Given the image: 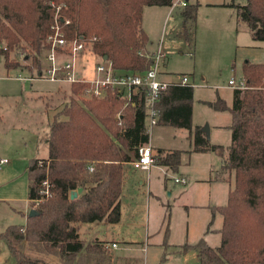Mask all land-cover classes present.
<instances>
[{
  "label": "trees",
  "instance_id": "1",
  "mask_svg": "<svg viewBox=\"0 0 264 264\" xmlns=\"http://www.w3.org/2000/svg\"><path fill=\"white\" fill-rule=\"evenodd\" d=\"M172 2L0 0V58L7 70L27 69L41 77L40 57L50 48L49 38L58 26L65 38L91 41L92 52L106 56L113 68L143 71L151 63L143 8ZM228 5L235 9L237 29L245 28L253 40L264 41V0H233ZM197 7L187 4L181 10L183 28L189 27L191 35ZM241 79L244 86L233 88L231 106L220 97L206 102L231 114L227 146L211 144L201 127L193 125L192 85L170 84L156 103L158 125L187 129L193 152L219 151L223 159L215 178H233L226 203L216 207L222 215L219 244L211 247L200 239L184 245L196 250L198 264H264V62H244ZM84 86L70 84L77 96ZM82 102L71 97L53 116L46 138L48 156L29 160L28 200L36 213H28L25 224L8 225L0 232L16 264H48L25 254L26 246L58 256L62 264H101L112 254L104 241L86 243L81 229L91 222H119L128 165L137 148L149 141L145 113L124 105L111 90L105 98L82 97ZM181 152L158 149L153 164L177 171ZM44 180L48 196L39 194ZM78 188L81 191L71 199V191Z\"/></svg>",
  "mask_w": 264,
  "mask_h": 264
},
{
  "label": "rangeland",
  "instance_id": "2",
  "mask_svg": "<svg viewBox=\"0 0 264 264\" xmlns=\"http://www.w3.org/2000/svg\"><path fill=\"white\" fill-rule=\"evenodd\" d=\"M231 1L233 0H198L197 25L193 35L190 34L189 27L186 31L183 28V17L179 12L183 7L176 8L163 23L161 21L159 27L158 17L152 19L153 15L149 14L151 10H145L143 19L152 47L156 48L161 33V39L165 34L164 42L170 52L166 54L167 64L162 66L161 71L170 73L169 78L174 80L177 74L189 76L194 89L193 125H208L210 141L211 129L217 130L216 142L223 145H228L231 140V114L228 110H214L205 101L214 100L218 95L227 105H231L233 86L229 81L233 78L238 80L241 76L240 57L242 58L243 50L241 47L236 49V39L247 34L237 36L234 31L235 10L228 5ZM236 1L244 3V0ZM148 25L152 27L150 31ZM230 25L232 39L225 36ZM208 34L211 35L209 44L206 42ZM248 39L252 42L250 35ZM257 45L261 47L258 52L252 46L243 49H249L248 53H256L263 58L264 42H258ZM45 54L46 52H42L40 57L42 71L48 66ZM259 60L264 62V59ZM98 61V57L90 51L78 55L77 74L86 79L92 78ZM56 93L59 95L51 101V108L62 110L71 97L83 104L82 96L73 94L70 84L62 83L60 86L47 79L45 74L36 77L35 71L32 73L27 69L6 70L3 58H0V159H7V163L0 168V232L8 225L25 224L29 211L35 210V206L28 201L27 166L30 159L43 158L48 154L46 136L53 110L46 108L45 96ZM188 133L185 128H152L149 139L151 145L155 148L181 150V163L177 171L154 164L148 172L142 171V179L145 180L148 176V185L144 181L143 185L137 186L138 193L130 210L134 217L131 221L134 220L137 226H145L153 243H169L181 251L184 250V245L196 244L201 238L211 246L219 244L220 235L216 230L221 226L222 217L216 207L227 201L228 190L233 185L232 175L228 182L209 180L210 175L213 177L220 167V156L214 152H186L190 143ZM128 166L132 167L131 164ZM181 177L187 179L185 184L175 182ZM121 202L123 217L127 219L129 215L126 208L132 202L128 192ZM114 251L115 254L106 255L107 258L101 264H135L127 257L118 256V250ZM160 251L161 249L158 251L150 248L149 254L147 249L138 254L141 259L148 254L147 264H155V260L158 261L156 255ZM163 251L160 255H166L168 259L161 264H183L190 259L186 257L184 260L181 253H171L168 249ZM166 252L168 254H164ZM24 253L44 263L62 264L58 256L35 252L27 246ZM0 264H16L5 241L1 239Z\"/></svg>",
  "mask_w": 264,
  "mask_h": 264
},
{
  "label": "built area",
  "instance_id": "3",
  "mask_svg": "<svg viewBox=\"0 0 264 264\" xmlns=\"http://www.w3.org/2000/svg\"><path fill=\"white\" fill-rule=\"evenodd\" d=\"M186 6L185 0H178L177 4ZM50 48L45 54L48 66L43 69L42 75L56 83H84L82 97L105 98L108 90L116 93L117 97L123 100L124 105H131L137 111H144V123L148 135L154 126L157 125L158 111L156 103L161 94L168 88L170 84H190L188 75H175L176 81H166L161 78V68L166 61V53L162 50L160 44L157 49L147 54L151 63L149 67L143 71L119 70L112 66V63L101 56L92 52L91 41L83 37L65 38L55 27L54 34L49 38ZM86 51L98 57L99 61L94 67V76L86 79L77 74L76 64L78 55ZM61 60V61H60ZM45 72V73H44ZM41 75V76H42ZM33 78V77H29ZM233 88H242L244 80L234 78L229 81ZM191 85V84H190ZM7 163V159H0V168ZM133 168L139 170H148L153 164V150L147 142L137 148V154L130 162ZM92 171V167L89 168ZM175 182L185 184L187 179L181 177ZM41 196H48L49 184L47 180L42 182L39 189ZM35 203H38L36 201ZM116 247L115 243L111 244Z\"/></svg>",
  "mask_w": 264,
  "mask_h": 264
},
{
  "label": "crops",
  "instance_id": "4",
  "mask_svg": "<svg viewBox=\"0 0 264 264\" xmlns=\"http://www.w3.org/2000/svg\"><path fill=\"white\" fill-rule=\"evenodd\" d=\"M185 1H186V5L187 4L197 3L198 6H199L198 0H196V2H192L191 0H185ZM177 2H178V0H173L171 6H145L143 8L142 28L145 31V33L147 34V36H148L147 27H145L144 23H143L145 10H151V12L149 14L153 15L152 19L158 17V27H159V24L161 23V21L163 23L164 20L167 19V17L170 16L176 10V8H181L182 7L180 5L173 6V4L174 3L177 4ZM236 2L237 3H241L240 1H236ZM149 8H152V9H149ZM147 12H149V11H147ZM179 12L181 13V10H179ZM197 13H198V7H197ZM196 25H197V14H196V23H195V30H194L195 32H196ZM231 27H232V25H230V28H228V30H226V35L225 36L227 38L229 36V38L232 39L233 31L231 30ZM149 29H152V27L150 25H148V30ZM234 31L237 34V36L239 34H247L246 36L242 35L241 37H237V39H236V42H237L236 49L241 47L242 50H243V53L241 54L242 58L240 57V61H241V76H240V78H241L242 77V64L244 62H248V63H263V62H259V61H261L259 59H264V55H263V58L262 57H258L256 55V53L255 54L248 53L249 49L244 50L243 48H249V46H252L255 49H257L256 51L258 52V50H260L258 48H261V47H259V45H257L258 42H264V41H256V40H253V39H252V42L249 41V39H248L249 35H250L249 32L245 28L237 29L236 17H235ZM161 37H162V33H161ZM161 37L158 40V42L156 43V45L158 46L160 44L162 50L166 54H168L170 51H168V47L166 46V44L164 42L165 34H164V38L163 39H161ZM148 38H149V36H148ZM239 41H240V44H239ZM206 42L208 44L211 43V35H209V34L206 35ZM150 44H152V41L149 39V43L147 44V48H148V50L150 52H152L155 49H157V46H156V48H154ZM236 53H237V51H236ZM167 58H168V56H167ZM166 64L167 63L165 61L164 66ZM11 70H13V69H11ZM164 71L165 70L161 71V78L163 80H166V81H169V82L176 81L174 79H170L169 75H171V74L168 73V72H164ZM59 84L61 86L62 83H59ZM58 93H56L55 95L51 94L49 96H45L46 108L49 109V110H53L52 118H53L54 115L59 113L60 110H61V109L59 110V109H56V108H51V106H50L51 101L56 99L57 96L59 95ZM193 93H194V89H193ZM232 93H233V91H232ZM215 97L217 98L219 96L216 95ZM216 98H214V100ZM214 100H211V101H214ZM207 101H210V100H207ZM207 101H205V102H207ZM231 103H232V99H231ZM227 106H231V105H227ZM217 111H219V110H217ZM193 112H194V110H193V107H192V117H193ZM51 121H52V119L50 120V122ZM48 125H50L49 122H48ZM196 125L200 126V127L202 126L199 123L194 124V126H196ZM156 126H165V125H158L157 124ZM170 127H173V126H170ZM173 128H177V127H173ZM210 135H211L212 141H210L209 139H207V140L211 144L223 145V144H221L219 142H216V141H218V140H216L217 137H218V131L217 130L211 129ZM47 136H48V134H47ZM47 136H46V138H47ZM149 139H150V135H149ZM187 139H189L190 143H189V148L186 150V152H188L190 154V153L193 152V151H191L193 143H192L191 139L189 138V133L187 135ZM230 142H231V140H230ZM148 143L152 147L153 154H155L158 149H163L165 151L179 150V149H167V148H164V147L155 148L153 145H151L150 140L148 141ZM229 144L230 143H228V145ZM223 146H227V145L225 144ZM209 152L218 153V155L220 156V167H221L223 156L219 153V151L216 150V151L194 152V153H209ZM47 156H48V154H47ZM46 157H43V158H46ZM32 159H35V158H32ZM37 159H42V158H37ZM154 165H156V164L154 163ZM157 166H159V165H157ZM160 167H163V168L169 170L165 166H160ZM220 167H219V169H220ZM149 169L148 170H139V169H135L133 167H128V172H127V176H126V180H125V184H124L123 191H122V196H121V201H122V199L124 200V198H125V196H126V194L128 192V196L130 195L131 200H132L131 204H129V206H127V208H126V211H128V215H129L127 217V219H125V217H123V209H122L123 205H122V202H121V217H120V220H119L118 223H115V224H106V223H103V222L86 223V224H84L82 226V229H81V237H82V239L86 243H90V242H92L94 240L104 241V243L109 247V250H110L111 253L115 254L114 250H118L119 251V255L118 256L127 257V258H129L131 263H135V264H141V263L147 264L148 254H149L150 248H152L154 250H158V251H159V249H161L160 253L163 250L165 251L167 249L171 253H181V256L184 258V260L186 259V257H190L189 261H184L183 264H198V259H197V256H196V250L195 249L184 246L185 248L182 247L184 250L181 251V250H179L178 247H173L174 245L169 244V243L168 244L164 243V244H161V245H157V244H155V243H153L151 241V237L148 234V232H146L145 226H142V227H140L139 225L137 226L135 224L134 220L131 221L132 218H134V217H133V212H130V210L132 208L133 201L136 199V196H137V193H138L137 192V189H138L137 186L138 185H143L144 181L147 182V185H148V176H147V179L144 180V179H142V174H140V173L142 171L143 172L144 171L148 172ZM219 169H217L216 172ZM226 176H227V174L225 175V177ZM209 180H215V181H219V182H228L227 180L216 179L215 178V174L213 175V177H212V174H211ZM229 190H228V192H229ZM227 196H228V194H227ZM224 204H219L217 206L224 205ZM221 217H222V215H221ZM221 225H222V220H221ZM220 227L218 228V230L220 229ZM218 230H216V232H218ZM112 243H116V247H112L111 246ZM189 245H193V244H189ZM209 246H211V245H209ZM216 246H211V247H216ZM146 249H147L148 254H147L146 257L141 259V256H139L138 252L141 251V250H145L146 251ZM160 253L156 255V257L158 258V261L156 262V260H155V264H161L163 262H166V260L168 259V256L165 255L166 256L165 257L164 255H160ZM164 254H168V253L166 252ZM161 259H163V260H161Z\"/></svg>",
  "mask_w": 264,
  "mask_h": 264
},
{
  "label": "water",
  "instance_id": "5",
  "mask_svg": "<svg viewBox=\"0 0 264 264\" xmlns=\"http://www.w3.org/2000/svg\"><path fill=\"white\" fill-rule=\"evenodd\" d=\"M102 58H103L104 60L107 59L106 56H104V57H102ZM201 129H202V131L204 132L206 139H209V127H208V125H205L204 127H201ZM80 191H81V188H78V189H76V190L71 191V193H70V198H71V199L74 198V197H75ZM35 213H36V212H35L34 209H31V210L29 211V215H30V216L35 215Z\"/></svg>",
  "mask_w": 264,
  "mask_h": 264
}]
</instances>
